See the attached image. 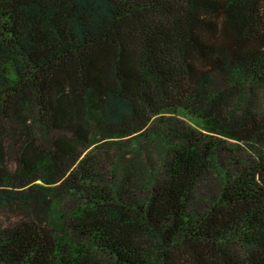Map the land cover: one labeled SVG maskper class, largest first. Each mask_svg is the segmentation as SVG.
Here are the masks:
<instances>
[{"label": "trees", "instance_id": "16d2710c", "mask_svg": "<svg viewBox=\"0 0 264 264\" xmlns=\"http://www.w3.org/2000/svg\"><path fill=\"white\" fill-rule=\"evenodd\" d=\"M166 116L191 124L159 179L126 160L97 176L102 143ZM210 138L236 143L226 166ZM65 177L88 191L73 217L90 241L37 213L0 230V264H264V0H0V203L48 212Z\"/></svg>", "mask_w": 264, "mask_h": 264}, {"label": "rangeland", "instance_id": "374dc122", "mask_svg": "<svg viewBox=\"0 0 264 264\" xmlns=\"http://www.w3.org/2000/svg\"><path fill=\"white\" fill-rule=\"evenodd\" d=\"M227 80L223 74L215 75L212 85L222 88ZM187 119L177 116L157 117L151 121L142 137H134L119 141V147L114 141H106L97 148L94 164L95 173L103 181L112 176L111 167L126 160L134 168L138 179L153 178L159 179L162 173L163 162L171 154V149L175 138L173 131L178 126H190ZM50 136L42 135V140L46 142ZM212 152V160L216 164L226 166L227 151L237 148L236 143L228 140H217ZM231 144V145H230ZM20 145L12 139H8L5 146V165L14 171L18 165ZM230 151L228 154L230 155ZM232 155V154H231ZM49 191V210H45L43 205L39 206L33 199H13L9 202L0 203V230L11 228L22 220L31 218L34 214L41 213V226L52 236H58L61 228L66 229L74 240H79L83 244L90 240L86 237L74 223L73 211L89 200L87 189L75 177H65L63 180L53 185ZM219 188V180L215 173H209L202 179L198 186L197 195L206 196ZM103 257V256H102Z\"/></svg>", "mask_w": 264, "mask_h": 264}]
</instances>
